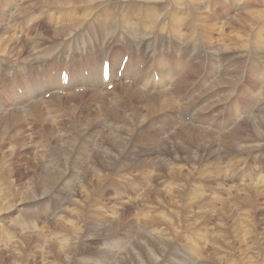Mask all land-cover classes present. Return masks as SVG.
<instances>
[{
  "label": "rangeland",
  "instance_id": "1",
  "mask_svg": "<svg viewBox=\"0 0 264 264\" xmlns=\"http://www.w3.org/2000/svg\"><path fill=\"white\" fill-rule=\"evenodd\" d=\"M58 1L0 0V65L10 62L18 64L22 61L12 58L18 55L6 53L9 44L5 38L8 36L17 38L18 35L28 34V37H19V40L27 38L23 42L27 44L23 55L26 52L32 53L28 46L31 41L36 40L38 44L42 43L41 46L35 45L37 47L50 48L63 42L67 48L74 49L83 38L80 31L91 27L95 23V17L104 13L102 11L105 9L113 10L112 6L105 4L107 1L117 3L119 8L117 12H113L118 15L129 10L132 13L129 20H133V17L140 16L143 12L142 7H160L165 5V2L169 12L180 14V17L190 15L191 6L201 0L190 4L187 0H179L177 3L173 0H88L90 2L85 9L80 7L82 0H69L68 3ZM204 1L202 8H198L200 13L195 12L196 17L191 20L190 26L209 25L215 22L213 15L220 14L212 10L218 8L219 4L215 6L213 2L211 5L208 0ZM250 5V8H246L244 0H237L233 13H250L248 21L244 20L240 24H253V33L250 32L247 39L242 33L234 34L233 26L229 29L220 27L225 42H228L227 39L238 41L234 44V49H231L234 53H214L218 56L220 65L221 62L238 65L237 76L241 80L235 87H213L214 80L219 79L223 73L216 74L210 83L201 80L200 83L206 85L205 89L194 86L193 90L200 91V94L194 96L192 108L185 110L181 118L173 120L167 127L162 126L166 128H161L155 123L158 119L155 114L145 119L138 116L126 145L122 143L124 147H116L113 137L115 131L106 135V126L112 124L118 127L123 122L111 121V115H106L110 117L104 121L106 126L99 125L98 121L87 120L90 118L89 113L95 108V100L102 105L108 102L105 95H97L94 91L85 92V95L79 97L81 100L76 101V115L65 108L69 101L68 95H60L64 97L58 101L62 110L51 113L39 112L37 107L40 105V98H35L38 102L30 106L26 102L24 107L27 111H21L18 106H10L0 111V207L3 208L0 210V264H264V141L261 137L250 136L252 129L257 128L255 123L264 119V50L255 35L257 27H261L264 32V0H250ZM84 10L88 14H85ZM16 11L25 12L14 17ZM169 12L165 18L172 17L168 15ZM256 18L260 21L257 22ZM182 21L185 22L183 18ZM97 23L99 24V21ZM165 24H168V19ZM91 28L89 30L96 33L90 36L101 37L103 34L106 37L107 40L102 43H105L106 48L112 46L109 51L119 53V56L129 54L123 50L130 49L129 45L116 37V34L100 33L99 28ZM202 30L207 31V28L198 29L197 32ZM216 30L214 35L219 37V27ZM57 32L61 33V37H55ZM245 38L247 41H244ZM201 39V49L193 46L195 44L192 41H188V47L185 46L186 49L177 52H183L185 57L191 54L189 58L198 53L203 60L200 67L206 73L213 67L208 63L204 52L205 46L209 48L207 37L203 36ZM174 40L178 44L182 42L179 36H175ZM114 44L116 46H113ZM3 47L6 49L2 51ZM162 49L160 46L157 50ZM169 53L164 51L163 54H157V57L163 62V57L167 58L168 54V62L164 61V64L168 67L179 66L186 71V67L179 61L184 60V57L176 60L172 53ZM144 56L148 66L161 68L151 65L150 57L146 53L139 52L135 58L140 61ZM32 57L34 53L31 54ZM36 63L33 61L29 65ZM197 63L200 65L199 61ZM243 65L246 70L252 68L254 72H241ZM22 69L28 76L29 66H14L12 72ZM8 71L10 70L6 69L5 72ZM124 72L126 73L125 69ZM170 72L174 75L175 70L170 68ZM0 77L6 80L5 83H2L3 79L0 80V88H7L8 82L13 80L7 78L6 74ZM173 77L168 75L165 81L169 87L174 84ZM183 82L188 84L186 79H183ZM138 84L134 83L133 88L136 92L144 93L140 89L142 86ZM158 84H163L160 79L155 81V85ZM184 86L181 92L187 93L188 89ZM230 90L233 92L229 93ZM116 93L121 101L130 100L122 89ZM227 93L229 95L226 98L224 95ZM180 96L176 98L181 101L178 109L184 104H192L189 99L193 96ZM0 98H4V95H0ZM86 104L89 105L87 109L80 108ZM198 105L202 109L200 113L195 110ZM189 111L190 119L186 120ZM171 114L164 112L159 117L170 119ZM173 114L178 116L177 112ZM192 114L194 118L191 117ZM179 120L183 124H179ZM149 122L152 124H148ZM126 125L128 126L127 122ZM188 129L197 130L199 133L185 139L183 132ZM233 131L236 138L227 142L229 134ZM121 135L122 133L119 134ZM179 137L180 139L176 140ZM175 140L176 144L189 146L190 150L178 146L175 150L167 151L169 144ZM253 140H258L254 146L247 147L244 151L236 149L239 144ZM154 143L160 151L156 147H149ZM217 145L221 148L218 149ZM105 146L111 153L109 159L103 155ZM146 148L150 151V156L140 160L139 158L146 155ZM121 149L124 150L119 154ZM163 149L164 153L161 155ZM93 163L96 164L98 172H103L105 177L108 174L110 176L94 188L93 179L96 173L91 172ZM148 174L151 182L147 187L154 190L157 188L156 196L153 197L154 192L151 191V195L146 197L149 201H146V198L140 200L142 185ZM227 176L228 182L221 180ZM158 182L167 186L164 187ZM125 183H131L135 188H125ZM28 188L30 191H27ZM160 189L164 193V199L158 202ZM58 218L62 220L58 222ZM129 225L134 228H129Z\"/></svg>",
  "mask_w": 264,
  "mask_h": 264
},
{
  "label": "bare ground",
  "instance_id": "2",
  "mask_svg": "<svg viewBox=\"0 0 264 264\" xmlns=\"http://www.w3.org/2000/svg\"><path fill=\"white\" fill-rule=\"evenodd\" d=\"M35 1H38V0H35ZM60 1H63L64 3H68L69 0H59L58 2H60ZM173 1L175 3H177L179 0H173ZM187 1L190 4V3H193L196 0H187ZM89 2L90 1H88V0H82L81 6H80L81 9L87 8L86 5L89 4ZM204 2H205L204 0H201L198 4L192 5L191 8L189 9L192 13L190 15H186V16H183V17H180V14L176 15V13L169 12L168 9H167V6H166V2H165V5L160 6V7H147V6L146 7H142L143 8V12H141L140 16H136L137 17L136 20L134 19L136 17H133V20H129V18L132 16V13L129 10H126V11H124L123 13H121L119 15L116 14L117 9L119 8V6H116L117 5L116 2H114V1L105 2V4L107 6H112L113 10L112 11H108L107 9H105L104 11H102L104 13L99 14V15H97L95 17V19L93 20L95 23L91 27L93 28V26H94L96 28H99V25H100L101 27L98 29V32H100V33L107 32V33H110V34H116V37H118L123 42H125L127 45H129L130 49L123 48V50H126L129 53V60L126 63V66L124 67L126 73L124 72V69H123L122 72H124L125 75L121 74L120 78L118 77V72L120 70V62H121V60H122L124 55L122 54L121 56H119L120 55L119 53H116V54L110 53L109 49L112 46H109V47L106 48L105 43H102L103 40H107L106 37L103 34H102L101 37L97 36V35L90 36V35H93L94 33H96L94 31L89 30V28H91V27H87L86 30H84V31L81 30L80 31V33L83 34V38L80 40L79 45H77L74 49L67 48L66 45L62 44L63 42L58 43L55 47L48 48L47 46H45V47H37V46H39L42 43L38 44L37 40L36 41H31L30 44L31 45L33 44V45L32 46L31 45L28 46V50L31 49L32 53L31 52L30 53L31 54L34 53V57H32V58H31V54L29 52L28 53L26 52V54L23 55L24 50L27 48V46H26L27 44L25 45V44H23V42L27 38L19 40L20 38H24L26 35L28 37V34L18 35L17 38L15 36H8V38H5L6 43L9 44L8 45L9 49L6 50L7 51L6 53H10L12 55H18V56H14L12 58H15V60L21 59L22 61L20 63H18V64L10 62V63H7L5 65H3V64L0 65V75L6 74V75H8L7 78H10V80L13 79L12 82H10V83L8 82V87L7 88H5V86L3 88H0V91H2V96L4 95V98H2V99L0 98V111L6 110L10 106H18L21 111L22 110L23 111H27L28 109H26L24 107V106H26L25 103L28 102L27 105L30 106L34 102H38V100H34L35 98H40V105L37 107L39 109V112H41V113L42 112L51 113V112H55V111H58V110H62L61 109V105H59L58 101L60 99H63L64 97H62L60 95H68L67 99L69 101L66 103V107L65 108L70 110L73 115H76L75 112L78 110V108L76 107V101H78L80 99L79 97L85 95V92L94 91V93L97 94V95L98 94L105 95L107 97L106 99H107L108 102H107V104L102 105V104H99L95 100V103H94L95 108L91 112L88 110V112H90L89 113L90 118L87 119V120L98 121L99 125L103 124L104 126H106L104 121L106 119L110 118V117H108L106 115H111L113 117V119L111 121H121V122H123V124H121L118 127H114L112 124H109L108 126H106V131H107L106 135H108L109 132L112 133V131H115V134H113V137L115 138L116 147H124L123 144L126 145L131 133L133 132V128L132 127L135 125V121H136V118L138 116H141L142 119H145V118L155 114L156 118L161 120V121H158V119H157L155 121V123L159 124L161 128H166L170 122H172L175 119L178 120L179 118H181V115H182V113L185 110H187L189 108H192V105L195 102L194 101V96L200 94V91H194L193 90L194 86H196V87L200 86L201 90L205 89V86H206L202 82L200 83L201 80L204 79L205 83H210L212 78H214V76L216 74H222L223 73V75L219 79H216L213 82V87H221L222 89L225 88V87H230V88L231 87H235V85L241 80V78H238L239 76H237V73H239L238 72V65L234 64V63H230L229 64L227 62H225V63L221 62V65H222L221 66L218 56H216L214 53L218 52L220 54L221 53H223V54H232L234 52H232L231 49L233 48L234 44H236L237 41H238V40H232V39H231V41H229L227 39L228 42H225L224 41L223 32L221 33V28L223 29L224 27H227L229 29V28H231L233 26L232 29L234 30L233 31L234 34L242 33L241 35L243 37L245 35L247 37V39H248V36H249L250 32L253 33V31H254L253 26H252L253 24H240V23L243 22L244 20L248 21L250 13L247 12L246 15H241L239 13L234 14L233 12H234V10L236 8L237 0H222V1L221 0H208L209 4L211 3V5H212V2L215 4V6L217 4H219L218 8L212 9L214 12L220 13L219 15H216V14L213 15L215 22L211 23L209 25L206 24L205 26H204V24H194V25L190 26L191 24H189V23L191 22V20L194 17H196V16H194L195 12L196 13H200L201 10H199L198 8L200 6V9H201L202 8L201 6L204 5L203 4ZM7 5L8 4H6V6ZM244 5H245L246 8H250V6H251L250 5V0H244ZM168 6H170V5H168ZM252 7H254V6H252ZM253 10H255V9H253ZM113 11H116V12H113ZM16 12L17 13L14 15V17H17L18 15H23V13L25 11L24 12L16 11ZM84 12H85V14H88V12H86L85 10H84ZM168 12H169L168 15H172V17H170V16L168 18L166 17L168 19V24H165L166 20H167L165 18V15ZM222 17H224V18L222 19ZM182 18H183V20L185 22L182 21ZM256 20H258V19L256 18ZM256 20H254L253 22L255 23ZM97 21H99V24L97 23ZM259 21H260V19L257 22H259ZM247 23H249V22H247ZM218 27H219V31H220L219 32L220 33L219 37H217V35L216 36L214 35L215 32L217 31L216 29H218ZM254 27H255V25H254ZM204 28H207V31L206 30H204V31L202 30L201 32H197L198 29H204ZM257 28H258V31L257 32L255 31V35L261 41V45L262 46H260V47H261V49L264 50V32L261 30L262 29L261 27H257ZM56 29H58V28H56ZM78 29H79V27H78ZM252 29H253V31H252ZM2 30L4 31V29H2ZM64 30H63V32H64ZM48 33H50V32H48ZM85 33H87L88 35L85 36L84 35ZM54 35H55L56 38L61 37V33H58V32L55 33ZM70 35H72V34H70ZM255 35H253L252 38H254ZM175 36H179V38L181 37L182 42H180V44H178L177 41L174 40ZM203 36L207 37V42H208V46H209V48H207L206 46L204 47V52H205L206 57H207V59L209 61L208 63L213 67L212 69H209L206 73H204V71L200 67L201 64L203 63V60L201 59V57H200V55L198 53H195L193 55L194 56L193 58H189V56L191 54L185 57L183 55V52H179V53L177 52L180 49H186L185 46L188 47V41H192L195 44L193 46L201 49V42H202L201 38ZM67 40H69V39H67ZM241 40H243V38ZM245 40H246V38L244 39V41ZM244 41H242V42H244ZM27 42H28V40H27ZM54 42H57V41H54ZM35 45H37V46H35ZM50 45H48V46H50ZM60 45H61V47H60ZM113 46H116V45L114 44ZM160 46L163 47V49L158 51L157 49ZM59 47L61 48V50H59ZM3 49H6V48L3 47L1 50L3 51ZM66 50H68V51H66ZM74 51H78V52L75 53ZM164 51H166L168 54H170L169 52H171L176 60L180 59L181 56H183L184 60H179V61L182 62V65H184L187 70L184 71L179 66H173V65H171V67H168V65L164 64L162 62V60H160L157 57V54H159V53L163 54ZM244 51H246V50L244 49ZM139 52H141L143 54L144 53L148 54L149 57H150L151 65H158L161 68L160 69H156L155 67L148 66L147 63L144 60V57L140 61H137L135 56H138ZM168 54L166 55L167 58L169 57ZM98 56H100L99 57V61H100V58H103V57L104 58H109L110 60L112 59L110 61L111 69H112L111 70L112 76H111V80L109 82H107V83H105L102 80V66H101V63L98 61ZM21 57H23V58H21ZM33 61H34V63L35 62H37V63L34 64V65H29ZM179 61H177V62H179ZM197 61L200 62V65L197 63ZM62 62H66L65 65L70 67L75 72L74 77L69 82L70 86L77 85V86H83V88H85V87H90L92 85L94 88H97L98 90H91V91L80 90V91H77V92H73L72 94H61V93L55 92L56 90H60L61 88L64 89L66 87H64V86L59 84V82H58V76L59 75H58L57 70L52 69V71L51 70L49 71L47 69H48L50 64L51 65L58 64V65L61 66V65H63V64H61ZM172 63H174V62H172ZM24 65L26 67L27 66L30 67V69H28V72H30V74L32 76L31 78H25L24 71L23 72H17V73L12 72L13 71L12 68L14 66H22L24 68ZM188 65H189V67H188ZM36 66L37 67L43 66L45 69H43L42 72H40L39 81L36 84H34L33 86H31V83L33 81L36 82V80H37V71L38 70H37ZM170 68H173L175 70L174 75L171 74ZM6 69H9L10 71L5 72ZM18 70H19V68H18ZM246 71H247V74H249V71L251 73L254 72L252 68H250V70H248V69L246 70L245 69V65H243V71H241V72H246ZM168 75L171 76V77L174 76L173 77L174 84L172 85V87H171V85L169 87L168 84H166V82H165L166 79H168ZM151 76H152V78H151ZM155 76H159V79H160V81L163 84L155 85V80H154ZM1 79H3L2 83H5V81H6L5 78L4 77H0V80ZM127 79L131 80L132 82L126 83L125 80H127ZM183 79H186V81L188 83L187 85L183 84L184 83ZM113 82H114V87H112L110 90L109 89H105V87H108V85L113 83ZM134 83H137V84L139 83L142 86V88H140V89H142V92H144V93L136 92V90L133 88ZM171 83H173V81H171ZM139 84H138V86H140ZM118 85H120V86H118ZM165 85H167V86H165ZM159 86H161V87H159ZM183 86L186 89H188L187 93H182L181 92V90H183ZM12 87H17L22 93L18 94L15 91V89H12ZM120 89H122L124 91L125 95L130 97V100H128L127 102H123V101H121L119 99L118 94L116 92L119 91ZM250 89L252 90V84H250ZM44 91H46V93L51 92V95L48 98H46V99H44L42 97V94H43ZM231 91L233 92V90H230L229 93H231ZM66 92H70V89L66 90ZM229 93H227L224 96L227 98ZM184 94H189L190 96H193L192 98L189 99V102H191L192 104L191 105L184 104V105H182V107L180 109H178L179 103L181 101L176 99V98H179L178 95L180 96V95H184ZM123 98H125V97H123ZM180 98H181V96H180ZM67 99H65V100H67ZM31 100H34V101H31ZM133 101L135 103H133ZM88 106L89 105L86 104L84 107L80 106V108L81 109H87ZM195 110H196V113H200L202 111L200 105H198L195 108ZM160 111H162L163 113L167 112V114L171 112L172 114L170 115V119H160L159 116L163 115V113L159 114ZM92 112H93L94 115L92 114ZM175 112L178 113V116L173 114ZM258 112H260V111H258ZM86 115H88V114H86ZM189 115H190V111L186 115V120L190 119V117H188ZM104 116H106V117L101 119ZM191 117L194 118V115L192 114ZM255 117H256V115H255ZM168 120H169V122H168ZM36 122H38V120ZM126 122H127L128 126L126 125ZM148 124H152V122H149ZM179 124H183V122L181 120H179ZM255 124H257V128H253L252 129V131L250 133V136L252 135L253 138L261 137L263 139V141H264V119H262L261 122H258V123H255ZM140 125H142V124H140ZM140 125H138V128H139ZM162 126H166V127H162ZM90 127H91V125H90ZM46 133H47V131H46ZM120 133H122L121 136H119ZM197 133H199V131L194 130V129H188V130H185L183 132V134H184L183 136L186 139L187 137H190V135L191 136H195V134H197ZM237 136H238V134H237ZM235 138H236V133H235V131H233L232 133L229 134L228 140H226V141L230 142V141H233ZM179 139H180V137L177 138L176 140H179ZM239 139H240V137H239ZM176 140L174 142H171V144H169V148H168L167 151L175 150L178 146L179 147L181 146L180 147L181 149H183V148H185V149L188 148L189 149V146L187 147L186 145H182V144L179 145L178 143L176 144V142H177ZM257 141L258 140H253L252 142L248 141V142H245L243 144H239L238 148H236V149H239L240 151H244L247 147L254 146L255 142H257ZM147 144H149V143H147ZM155 144L156 143H154L152 145H149V147H151L152 149H155V147L157 148V146H155ZM219 144H221V142ZM106 148H107L106 146H105V149L103 147V149H104V154L103 155H105V158L109 159V157L111 156V153L108 152L106 150ZM220 148L221 147L218 146V149H220ZM222 148H223V146H222ZM10 150H12V149H10ZM123 150L124 149H121V151L119 150L120 151L119 154ZM157 150L160 151L158 148H157ZM215 152H218V151H215ZM145 153H146V155L144 157H142V158H139L140 160H142L145 157H149L150 156V151L147 148H146V152ZM163 153H164V149L162 150L161 155ZM64 156H66V155H64ZM68 158H69V156H68ZM117 158H118V156H117ZM52 166H53V164H52ZM55 166H57V165H55ZM105 166L107 167V164H105ZM92 167H93V171H91V172L96 173V175H95V177L93 179L95 181V184L93 185V188H94L96 185H100L104 181L105 178L108 179L110 176L108 174V176L105 177L103 172L102 173L98 172L97 171L98 168H97L95 163H93ZM90 168H91V166H90ZM50 172H53V171H50ZM167 173H169V172H167ZM63 174H65V173H63ZM159 174L164 175L163 173H159ZM97 175H104V176H97ZM156 177H157V175H156ZM91 178H93V177H91ZM146 178H147L146 181L142 185L143 186V192H142L141 197H139L140 200H141V198H146L149 195H151V191L154 192L153 197L156 196L155 191L157 190V188L154 190L153 188L147 187L148 183L151 182L150 178H149V174L146 175ZM93 180H91V181H93ZM221 180L224 181V182H228V176L227 177H222ZM47 181L48 180H46V182ZM153 181L154 180H152V182ZM151 184H154V183H151ZM159 184H161L164 187L167 186V184H165L163 182H161ZM181 184H183V183H181ZM124 187L125 188L133 187V184L125 183ZM146 187H147V189H144ZM133 188H135V187H133ZM85 189H87V188H85ZM92 189H90V190H92ZM28 190H29V188L27 189V191ZM97 190H98V188H97ZM31 193H32V191H31ZM119 194H121V193H119ZM26 195H27V192H26ZM18 197H19V195H18ZM157 197H160L158 202H161L164 199V193H162L161 189L158 191ZM3 200H4V198H3ZM149 200L150 199H147L146 201H149ZM9 201L7 203H9ZM13 201H15V200H13ZM2 204H4V203H2ZM9 207H11V204H10ZM2 209L3 208L0 207V210H2ZM3 213L5 214V212H3ZM54 218H56V217H54ZM55 220L57 221V219H55ZM61 220L59 219L58 222H60ZM63 220H64V217H63ZM160 222H161V220H160ZM59 224H58V226H59ZM128 227L129 228L133 227V225H129ZM137 230H138V228H137ZM159 230H160V228H159ZM160 232H162V231H160ZM150 236L152 237V235H150ZM50 240H51V238H50ZM49 241H47V242H49ZM62 244H64V243H62ZM123 244H125V243H123ZM123 244H122V246H123ZM132 244H134V243L132 242ZM132 244H130V246H132ZM127 245H129V244L127 243ZM145 245H146V243H145ZM46 246L48 247V245H46ZM155 246H157V245H155ZM44 247H45V245H44ZM60 247H62V246H60ZM166 247L169 248L168 245ZM130 248H132V247H130ZM48 249H50V248L48 247ZM123 249H124V247H123ZM142 250H143V248H142ZM17 253H19V252H17ZM15 255H17V254H15ZM45 257H46V255H45ZM17 259H18V257H17ZM156 259H157V257H156ZM154 261H156V260H154Z\"/></svg>",
  "mask_w": 264,
  "mask_h": 264
}]
</instances>
